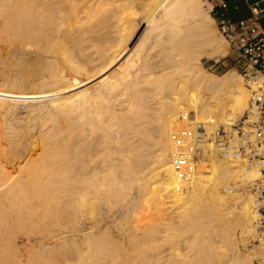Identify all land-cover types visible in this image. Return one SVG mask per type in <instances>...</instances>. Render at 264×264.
I'll list each match as a JSON object with an SVG mask.
<instances>
[{
    "label": "bare ground",
    "instance_id": "1",
    "mask_svg": "<svg viewBox=\"0 0 264 264\" xmlns=\"http://www.w3.org/2000/svg\"><path fill=\"white\" fill-rule=\"evenodd\" d=\"M142 1L0 0L1 42L6 45L10 41L11 46L20 40L18 49L36 54L45 65L39 69L43 72L40 77L37 71L30 74L28 70V75L39 77L30 78L35 82L28 89V75L25 80L22 74L24 81L16 76L20 70L14 77L9 75L11 68H20L19 53L15 52L16 64L4 48L15 67L8 72L6 68L7 75L0 73V113L9 114L0 122V264H8L2 256L10 249L17 260L9 264H23L25 257L36 254L37 249L44 251L45 259L49 256L52 264H251L250 256L243 255L239 247L254 244L251 238L256 236V210L251 196L235 191L256 180L259 170L246 167L245 171L242 163L222 158L210 142L211 150L204 155L208 162L191 172L190 185L184 192L196 202L190 204L192 200H188V204L180 205L178 198L183 193L176 186L186 184L178 178L177 165L171 163L172 142L175 134L181 136L177 129L185 128L184 115L198 119L215 139L221 126L227 127L236 114L248 108L250 94L261 83L249 85L245 80V86L242 75L234 71L223 76L206 72L203 60L207 55L216 62L228 52L221 37L213 34L210 25L215 19L202 12L200 0H162V5L157 6V2L148 15L147 10L142 14L135 10ZM26 41H40L43 46L29 49L32 42ZM5 59L0 58L1 64L10 66ZM192 89V96L181 107V99ZM14 105L27 108L28 129L27 122L24 128L20 116L13 113ZM167 115L171 119L169 153L157 148L160 142L156 134L168 135L160 122ZM31 132L36 134L37 147L29 150L26 143L31 142L26 138ZM182 136L184 141L189 139ZM5 153L27 154L35 164L29 171L20 164H12L14 170H10L2 157ZM100 154L101 160L97 159ZM7 160L12 161L10 156ZM156 162L161 164L157 165L158 172H163L156 174L159 183L151 195L154 198L137 203L145 193L137 194L136 202L133 198L128 202L129 188L137 184L143 193V188L149 187L146 171ZM82 184H87L88 192L93 188V198L108 201L110 220L114 219L110 222H116L117 236L111 234L112 230L110 239L105 232L100 235L106 230L102 231L99 223L90 225L86 232L76 228L73 235L56 233L64 220L78 213L80 207L83 211L84 200L92 197L91 193L86 198L87 192L81 206L74 204L82 197H77ZM113 199L123 200L122 208L116 211ZM230 199L236 202L230 203L232 206L237 205L236 212V208L228 207L233 216L223 211ZM44 202L53 205L47 207ZM144 205L150 209L146 213ZM192 210L203 211L201 219L207 217L205 222L211 219L215 223L205 227L199 213L194 216ZM197 218L204 223L198 225L200 229H212L198 230L194 224L195 220L199 222ZM192 223L196 229L184 236V226ZM79 237L93 248L67 262L69 256L57 247L70 245L80 252ZM51 243L56 249L53 244L54 249L50 247ZM258 246L264 253V244Z\"/></svg>",
    "mask_w": 264,
    "mask_h": 264
},
{
    "label": "rangeland",
    "instance_id": "2",
    "mask_svg": "<svg viewBox=\"0 0 264 264\" xmlns=\"http://www.w3.org/2000/svg\"><path fill=\"white\" fill-rule=\"evenodd\" d=\"M145 1V2H144ZM144 1H142V3H140V4H138L136 7H135V10L137 11V9L138 10H140L138 13L139 14H142V13H145V11L147 10V15H148V13L150 12L149 10H152V8H155L156 6V4H157V2H158V4H157V6L160 4V6L162 5V2H160V1H162V0H148V1H146V0H144ZM151 1V2H150ZM154 1H155V3H154ZM167 1V0H166ZM165 0L163 1V2H166ZM171 1H173V0H171ZM174 1H176V0H174ZM143 2H144V4L146 3V5L144 6L143 5ZM153 3V4H152ZM141 5H143V6H141ZM153 5V6H152ZM200 5H201V9H202V12L204 13V14H206V15H210V16H212V17H214L210 12H209V10H210V8L212 7V5L207 1V0H200ZM138 7V8H137ZM142 9V12H141V9ZM152 7V8H151ZM144 8H146V9H144ZM214 19H215V17H214ZM210 28H212V31H213V34L214 35H218V36H220L221 37V39H222V41L224 42V45H226V46H224V48L227 50V55L225 56V57H221L218 61H216V62H214L213 61V58H211L210 56H206L207 57V59H204L203 60V66L206 68L205 70H206V72L209 74H211V73H213V74H217V75H219V76H223L225 73H227L228 71H234V72H238V73H240L241 74V71H240V64H239V60H238V58H239V56H238V54H237V52L233 49V47L231 46V43L226 39V37L223 35V33H221V31H220V28L218 27V21L215 19V21H214V23H211V25H210ZM13 41V40H12ZM16 42H18L19 43V41L20 40H15ZM14 41V42H15ZM42 41V40H41ZM0 42H1V40H0ZM15 42V45L14 44H11V46L13 47V49L11 48V46H10V41H8V43L6 42V45H5V43L4 42H1L0 43V50L1 49H3V50H1L0 52V58L1 59H5V57H6V59L8 60V63H10L11 65L9 66V65H4V64H1V62H0V73H3L4 75H7V74H5V72H6V68H7V72H8V69H10L11 67H13L14 66V63H18L19 61H20V64H18V66H20V68L18 67V68H11L12 70L11 71H13V73L10 71V76L12 75L13 77H14V73H15V75H16V73H18L19 72V70H20V74L18 73L16 76L18 77V78H20V80L21 79H23L24 78V76H23V78H21L22 77V74L24 73V75H25V80H26V76L28 75L27 73H29V71H30V74H31V72H35L36 73V71L39 73H36L37 75H39V77L41 76V74L43 73L41 70H39L42 66H43V68H44V66L45 65H43L44 64V61H41L39 58V56L37 57V55L35 54V55H32V54H30V51H27L26 50V52H22V51H20V49H18V47L17 46H19L20 47V43H21V41H20V43L18 44V43H16ZM27 43H29L28 41H26ZM32 42V41H31ZM30 42V43H31ZM45 42V41H44ZM44 42H42L43 44H44V46H45V43ZM4 43V44H3ZM29 43V44H30ZM39 43V44H38ZM38 43H36V41H34V42H32L31 43V45L32 44H34V45H30V46H28L29 47V49H35L37 46L38 47H40V45H41V47L43 46L42 44H41V42L39 41ZM226 43V44H225ZM35 44H37V45H35ZM8 45H9V47L11 48H9L8 47ZM7 46V47H6ZM22 46V45H21ZM34 46H36V47H34ZM16 47V48H15ZM31 47V48H30ZM37 47V48H38ZM7 49V51H9V55L10 54H12V55H10V57H9V59L11 58H13V66H12V62L8 59V57L7 56H9V55H7L8 54V52L5 50V49ZM36 48V49H37ZM228 48V49H227ZM9 49V50H8ZM16 49V50H15ZM5 50V51H4ZM14 52H13V51ZM19 50V51H18ZM3 51V52H2ZM10 51H12V52H10ZM15 52H17V54L15 53ZM22 52V54L24 55V56H26L25 57V61H24V59H23V55L22 54H20ZM3 53V54H2ZM13 53H14V56H13ZM26 54V55H25ZM28 54H30V55H28ZM5 55H7V56H5ZM18 56V59H19V61H17V56ZM21 55V56H20ZM28 55V56H27ZM13 56V57H12ZM16 56V57H15ZM30 56V57H29ZM41 56V55H40ZM16 59H15V58ZM20 57V58H19ZM21 57H22V60L25 62L24 64L22 63L23 61H21ZM37 59H36V58ZM26 58H30V61H29V59H26ZM34 60H33V59ZM41 58H43L42 56H41ZM212 60H211V59ZM5 59V60H6ZM36 59V60H35ZM26 60H28L27 62H26ZM41 62H40V61ZM43 60V59H42ZM17 61V62H16ZM32 61V62H31ZM34 61H35V63H34ZM38 61V62H37ZM36 62H37V64H36ZM40 62V64L39 65H41L40 67H39V65H38V63ZM43 62V63H42ZM35 65H34V64ZM31 65L30 67H31V69H30V67H29V65ZM213 64V65H212ZM24 65H28V68L27 67H25ZM38 67H37V66ZM211 65V66H210ZM4 66H6V67H4ZM25 68H24V67ZM35 66V68H33V67ZM209 66V67H208ZM3 67L5 68V69H3ZM15 67V66H14ZM23 67V68H22ZM43 68H41V69H43ZM17 69V70H16ZM24 69H25V71H24ZM15 70V71H14ZM29 70V71H28ZM33 70V71H32ZM28 71V72H27ZM40 71L42 72V73H40ZM28 75L27 76V80L25 81V83L27 82V84H28V82H29V84H31V85H29V86H27V88L28 89H31V87L30 86H32V84L35 82H33V81H31V79L30 78H32L33 80L35 79H37V78H39L36 74H34L33 75V73H32V75ZM34 76H35V78H34ZM37 76V77H36ZM24 79L23 80H21V81H24ZM242 79H243V83L245 84V86H247V83H246V81H245V79H244V77L242 76ZM192 85V84H191ZM194 85V84H193ZM192 85V86H193ZM191 86V87H192ZM194 87V86H193ZM192 87V88H193ZM194 89H192V90H190L189 92H187L186 93V96L184 97V99H181V102L183 103L182 105H181V107L182 106H185V104H186V102H188V100H189V97H191L192 96V92H194L193 91ZM209 94V95H208ZM206 96H211V93L210 92H206V94H205ZM250 97H251V94H250ZM250 97H249V99H250ZM2 102H3V100H1ZM0 101V103H2ZM15 107V111L13 112V113H17V114H15L16 115V118L18 119V117H19V120H21L22 121V124H23V126H24V128H26V129H28V125H30L31 126V124L29 123V122H27V108H25V107H23L22 106V108H21V105H14L13 106V108ZM17 107V108H16ZM24 109V110H23ZM25 109H26V111H25ZM185 113H186V111H184ZM184 112H181L180 113V115L181 114H185ZM244 112V111H243ZM243 112H242V114H243ZM23 113V114H22ZM26 113V114H25ZM4 114V113H3ZM2 115V112L0 113V116ZM5 115H7V116H5ZM15 115H13V116H15ZM237 116L235 117V119L239 116V115H241V114H236ZM5 116V117H4ZM8 116H9V114L8 113H5L4 115H2L1 117H0V122L2 121V122H4V118H8ZM23 116H24V118H23ZM25 117H26V119H25ZM184 117V116H183ZM23 118V119H22ZM25 119V120H24ZM183 119H185L186 120V124H185V128L182 126V127H179L177 130H179L181 133L183 132V131H185L187 128H189V125L191 126V120L190 119H187V118H183ZM195 121H194V123L195 122H197L198 121V119H194ZM197 120V121H196ZM24 121V122H23ZM27 122V123H26ZM160 122H161V128L163 127V129H165L164 130V133H168V135H164V137L162 136V133H156L157 135V138H155V139H157L159 142H160V144L158 145V147L157 148H161V149H164L165 150V152H166V150H169L168 151V153L170 152V150L172 149V143L174 144V149H173V158H174V160H175V153L177 152V147H176V136L178 135V134H175L174 135V137H173V142L171 143L168 139L170 138L169 137V134L171 133L170 132V127H169V125H171V119H169L168 118V115H167V117H165V119H162V120H160ZM198 122H200V121H198ZM24 123H26L25 125H26V127H25V125H24ZM166 124V125H165ZM193 124V123H192ZM167 127V128H166ZM184 128V129H183ZM183 129V130H182ZM169 130V131H168ZM31 134V135H30ZM32 134H34V135H32ZM151 133L149 132V135H150ZM28 136H27V138H26V141L28 140V141H30L31 143L29 144V143H26V144H28L29 146V150H32V149H34V148H36L37 146H35L36 145V134L34 133V132H31V133H28L27 134ZM152 135V134H151ZM151 135H150V137H151ZM149 136L148 137H146L145 136V138H150ZM30 138V139H29ZM31 138H34V140L33 139H31ZM27 141V142H28ZM170 142V143H169ZM30 145H31V147H30ZM34 145V146H33ZM164 146V147H163ZM166 148V149H165ZM168 148V149H167ZM37 150V149H36ZM176 151V152H175ZM9 152H10V150H9ZM31 151H29V153H30ZM11 153V152H10ZM10 153H7L8 154V156L6 155V153H5V155L4 156H2L3 157V159L6 161V164H7V166H8V168H10V170H14L13 169V165H16V164H20V166H21V168L22 169H25L26 171H29V170H31L32 169V167L34 166V164H35V162H34V160L33 159H30L29 158V156L27 155V154H10ZM115 154H113V156H114ZM10 156V159L12 160L10 163L8 162L7 163V157H9ZM5 157V158H4ZM102 159V157H103V154H100L99 156H98V158L97 159H100V158ZM100 159V160H101ZM3 160V161H4ZM173 160V159H172ZM5 161H4V163H5ZM171 163L173 164V165H177V163L175 162V161H171ZM233 163H235V162H233ZM8 164H10V165H8ZM13 164V165H12ZM159 164H160V162L158 163V162H156V163H154V164H152V166H150L149 168H148V170L146 171L148 174V176L146 175V179L148 180V183H147V185L149 186V187H144L143 188V190L145 189V191L147 192H143V190L141 191V192H143V193H140V191H139V189H138V187L136 186V185H134V186H132L131 188H129V190L131 191V192H129V195L127 196V198H128V202H131L130 200H132V198H133V202H136V198L138 197V195L137 194H139V196L140 195H142V194H144V196L142 195V196H140V198H138L137 199V203H139V202H142V201H144L147 197H151L152 199L154 198L153 196H151V195H153V193L157 190V186H158V183H159V180H157V178L159 179V174L161 173V172H163V170L162 171H159L158 172V170H160V167H161V164H160V167H158V169H157V165L159 166ZM242 164L244 165H242L243 167H245L244 169H245V171H247L246 170V167H247V163H244V162H242ZM191 165V164H190ZM156 166V167H155ZM179 167L180 166H176L175 167V169H176V172L177 173H180V172H182V170H179ZM178 168V169H177ZM200 168V167H199ZM152 172H151V171ZM156 170H157V172H156ZM158 176H157V175ZM179 176H178V178H181L182 179V181L186 184L185 186H183L184 184H181V185H177L176 186V188H177V190L179 191V193L180 194H182V195H180L179 196V198H178V200H181V201H178V204H180V205H182V204H185V203H187L188 202V200H189V203L191 202V200H192V202L190 203V204H192V203H194V202H196V200L194 201L193 199H191L190 197L191 196H189L188 197V195L186 194H184V192H186V188H187V186H189L190 185V180L188 181V180H186V178H182V173L181 174H178ZM151 177V178H150ZM149 179H151V180H149ZM1 180H3L2 179V177H0V182H1ZM154 180H155V182H154ZM151 183H153V184H151ZM188 183V184H187ZM154 184H156V185H154ZM249 184L250 183H246L244 186H242V188L241 187H239V189H237L236 191H235V193H237L238 195H241V194H244L246 197L249 195V196H251L252 197V199H251V203H253L252 205L254 206V208H255V199H254V197H253V195L251 194V192H250V189H249ZM152 185V186H151ZM28 186H30V187H32V184H28ZM84 186V187H83ZM151 186V187H150ZM153 186H154V189H152L153 188ZM81 187H82V189H81ZM81 187H80V189H81V191H78L79 193H80V195H79V193L77 194V197L78 196H82L81 197V199H80V197H78L80 200H77L78 202L76 203H74V204H78V206L81 204L82 205V203L80 202L81 200H83V198H84V196H85V194L88 192V190H87V184H82L81 185ZM134 187V188H133ZM89 188V187H88ZM149 188H150V190H149ZM185 188V189H184ZM80 189H78V190H80ZM90 191L91 190H93V188H91V189H89ZM128 190V191H129ZM149 190V191H148ZM84 191V192H83ZM89 191V192H90ZM87 193L86 194V198L87 197H89V196H87L88 194L90 195L91 193H92V197H89L90 199H91V201H90V199L89 198H87L88 200H89V203H91L90 204V206H89V203H88V200L86 201V200H84L85 201V205H82L83 207H84V210H86V212L83 210L82 211V208L80 207L79 209H81V210H79L78 211V213H76L75 215H76V217H75V215H71L70 214V216L69 217H67L68 218V220H64V222H63V226L62 227H59V228H57L56 229V233H58V234H62V233H64V235H73L74 233H76L75 231L76 230H79V232H80V230H81V232L83 231V232H86L87 230L89 231V228L91 227L90 225H95V224H97V223H99L98 225H100L101 227H100V229L103 231L104 229L107 231H103V232H101V234L100 235H102V233H104V235L106 234V235H109V237H107V238H109L110 239V231H111V234H114V235H118V230H117V226H116V222H110V221H112V220H114L113 218H112V220H110L111 218H110V212H109V210L111 209V207H110V204H107V202L108 201H102V200H100L99 198H93L94 197V194H93V192H90V193ZM133 193V194H132ZM251 195H250V194ZM84 195V196H83ZM135 195H137V196H135ZM91 196V195H90ZM136 198H135V197ZM182 196H183V198H182ZM248 196V197H249ZM188 197V198H187ZM131 198V199H130ZM181 198V199H180ZM85 199V198H84ZM95 199H96V201H95ZM100 200V201H98V200ZM135 199V200H134ZM114 200L115 199H113L112 201H113V203L116 205V208L113 206L114 204H112L111 206L112 207H114L115 209H116V211L118 210V208H120L121 206H123V205H121L122 203H123V200H121V199H117L115 202H114ZM138 200H140V201H138ZM175 200H177L176 198H175ZM233 199H230V200H228V203L226 204V206H224V212H226V213H229L228 215L230 216V213L231 212H229V210L231 211V209H228V207L229 208H232L233 210L237 207V205L235 206V204H236V202H235V200H234V202L232 201ZM80 202V203H79ZM100 202V203H99ZM232 203H235V204H233V206H235L234 208H233V206L231 205ZM43 204H46L47 205V207H51L52 205H53V203L52 202H50V203H47V202H44ZM188 204V203H187ZM189 204V205H190ZM80 205V206H81ZM118 205V206H117ZM229 205H231V206H229ZM88 206V207H87ZM92 206V207H91ZM95 207V208H94ZM118 207V208H117ZM87 208V209H86ZM110 208V209H109ZM122 208V207H121ZM149 208V206L148 205H144L143 206V209H145V212L144 213H146L148 210H150V209H148ZM227 208V209H226ZM253 208V207H252ZM91 209V210H90ZM201 209L202 208H200L199 210L201 211ZM199 210L197 211L198 213H199V215H197V216H200V213H203V211L202 212H199ZM89 211H90V213H89ZM194 210H192L191 212L192 213H194L193 212ZM237 211V208H236V210L234 211V212H236ZM196 212V213H197ZM234 212H232L231 213V216H233L232 214L234 213ZM196 213H194V216L196 215ZM84 214V215H83ZM96 214V215H95ZM87 217H86V216ZM99 215V216H98ZM115 215H117V214H115ZM118 215L120 216V215H122L121 213L119 214L118 213ZM227 214H226V216H228ZM95 216H97L96 218H95ZM118 216V218H117V216H116V218L117 219H119L120 217ZM202 216H203V214H201V216H200V219L202 218ZM77 218V219H75V218ZM94 217V218H93ZM109 217V218H108ZM122 217H123V215H122ZM101 220H100V219ZM106 218V219H105ZM199 218V217H198ZM198 218H197V220H198ZM205 218H207V217H205ZM205 218L203 217V219H201L202 221L201 222H203V220H204V222L206 221L205 220ZM1 219V218H0ZM121 219H123V218H121ZM193 219H195L194 217H193ZM76 220V221H75ZM98 222H97V221ZM104 220V221H103ZM209 220H211V219H209ZM208 220V223L207 222H205V227L207 226V225H209L210 227L212 226V224L213 223H215V222H210ZM101 221V222H100ZM118 221V220H117ZM199 222H197L196 220L193 222L196 226H197V229L198 230H203V227H201V229L199 228V226H202V225H200V224H204V223H200V220H198ZM121 222V221H120ZM197 222V223H196ZM72 223H74V224H72ZM101 223V224H100ZM110 223H114V225L113 224H110ZM193 223H192V225H190V226H184V230L183 231H185V232H183V234H184V236H190L191 235V233L194 231V229H196V227H194V228H192L191 226H193ZM199 223V224H198ZM72 224V225H71ZM88 225V226H87ZM199 225V226H198ZM72 226V227H71ZM104 226V227H103ZM108 226L110 227V228H108ZM114 226V227H113ZM204 227V228H205ZM210 227H208L209 229H210ZM56 228V227H55ZM62 228V229H61ZM77 228V229H76ZM106 228H108V229H106ZM208 228H205V229H208ZM76 229V230H75ZM208 229V230H209ZM212 229V228H211ZM210 229V230H211ZM61 231V232H59V231ZM193 230V231H192ZM211 232V231H210ZM52 233H55V232H52ZM108 233V234H107ZM81 236H83V235H81ZM16 237L17 236H14L13 238H14V241H15V239H16ZM71 237V236H70ZM80 239H81V241H80V239H79V245L81 244L82 246H80V248L82 249V251L80 250V252H76L75 251V249H73L74 247L72 246H66V245H60L59 247H57L54 243H51L50 244V247L51 246H53V245H55L54 246V248L56 249V247H57V250L58 251H60V252H63L64 253V255L66 254L67 256H69V260H67V262H69L70 260L72 261L73 259H76V257H78L77 255H79V253H81L82 252V254L84 253V252H86V253H88L89 252V250H90V247L91 248H93L92 247V245H90V244H88V243H86V242H84V241H86L85 239H82L81 237H79ZM257 231H256V236L255 237H252L251 238V240H253V242H254V244L252 245V246H250V245H248V246H243V245H241L239 248H240V250H241V253L243 254V255H249L250 256V258H251V264H263L264 263V253H262L261 252V248L258 246V245H260V243L258 242V240H257ZM10 240V239H9ZM83 241V242H82ZM110 241V240H109ZM81 242V243H80ZM82 243H84V244H82ZM85 243H86V245H85ZM220 243V242H219ZM53 244V245H52ZM221 244H222V246H224V244L221 242ZM219 245V247L221 248L222 246H220V244H218ZM67 248H66V247ZM69 247V248H68ZM51 248H53V247H51ZM53 248V249H54ZM70 248H72V249H70ZM218 249V251H221V249L223 248L224 249V247H222L221 249ZM60 249V250H59ZM66 249H67V251H66ZM222 249V250H223ZM83 250H84V252H83ZM10 252H8V250L7 251H5L4 253H3V256H2V261H4V262H7L8 264L11 262H14V260L13 259H15V261L17 260V256H16V253L14 252V250H9ZM39 251H41V253L43 252V255H44V251H42V250H38L37 249V256H38V258H39V261L40 262H37V260H38V258H37V256H36V254L34 253H32L31 255L33 256V257H36L35 259L33 258V257H31V255L29 256V255H27L26 257H25V259H27V260H25L24 259V262H23V264H35V262H37L36 264H38V263H40V264H42V263H44V264H48L47 262H48V260H51L52 261V259H48L47 260V258L49 257V256H46L47 258L45 259V255H44V257H43V255H40L41 253H39ZM34 252H36V250L34 251ZM68 252V253H67ZM8 253V254H7ZM45 253H48V252H45ZM5 254H7L8 256H9V258H8V256L6 255V257H5ZM39 254V255H38ZM68 254H70V255H68ZM76 255L75 257H73L74 255ZM81 254V255H82ZM85 254V253H84ZM35 255V256H34ZM49 255V254H48ZM28 256H29V258H28ZM4 257H5V259L6 258H8V259H4ZM41 257H43V258H41ZM70 257H71V259H70ZM30 258H33V259H30ZM29 260V262H27ZM31 260V261H30ZM33 260V261H32ZM47 260V261H46ZM44 261V262H43ZM50 261V263L52 264V263H54L53 261L51 262ZM74 261V260H73ZM42 262V263H41ZM49 263V264H50Z\"/></svg>",
    "mask_w": 264,
    "mask_h": 264
},
{
    "label": "built area",
    "instance_id": "3",
    "mask_svg": "<svg viewBox=\"0 0 264 264\" xmlns=\"http://www.w3.org/2000/svg\"><path fill=\"white\" fill-rule=\"evenodd\" d=\"M207 1L212 5L209 12L218 21L221 33L239 56L241 75L249 85H261L252 91L243 114L227 127L221 126L215 139L209 137L203 123L192 124L195 118L184 115L191 120V126L176 136L174 161L182 170L178 174L182 173V178L189 181L191 172L208 162L204 155L211 150L208 145L213 142L222 158L244 162L248 169L259 170V177L249 184V189L255 199L257 240L264 244V0L251 6V17L238 21L228 16L225 0ZM182 135L189 139L182 140Z\"/></svg>",
    "mask_w": 264,
    "mask_h": 264
},
{
    "label": "crops",
    "instance_id": "4",
    "mask_svg": "<svg viewBox=\"0 0 264 264\" xmlns=\"http://www.w3.org/2000/svg\"><path fill=\"white\" fill-rule=\"evenodd\" d=\"M228 4V15L235 19L249 18L253 15L251 6L262 0H225ZM264 23V20H263Z\"/></svg>",
    "mask_w": 264,
    "mask_h": 264
},
{
    "label": "trees",
    "instance_id": "5",
    "mask_svg": "<svg viewBox=\"0 0 264 264\" xmlns=\"http://www.w3.org/2000/svg\"><path fill=\"white\" fill-rule=\"evenodd\" d=\"M229 16V15H228ZM230 17V16H229ZM231 18V17H230ZM233 21H238V20H235V19H233V18H231ZM240 20V19H239Z\"/></svg>",
    "mask_w": 264,
    "mask_h": 264
}]
</instances>
